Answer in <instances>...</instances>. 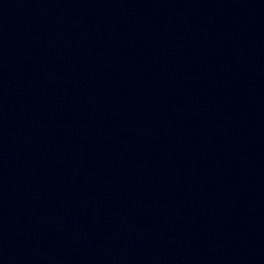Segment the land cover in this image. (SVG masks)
<instances>
[{
  "label": "water",
  "instance_id": "95a60500",
  "mask_svg": "<svg viewBox=\"0 0 264 264\" xmlns=\"http://www.w3.org/2000/svg\"><path fill=\"white\" fill-rule=\"evenodd\" d=\"M0 264H264V0H0Z\"/></svg>",
  "mask_w": 264,
  "mask_h": 264
}]
</instances>
